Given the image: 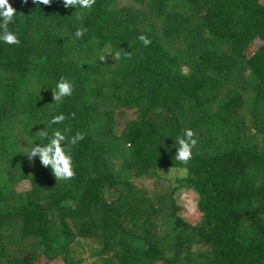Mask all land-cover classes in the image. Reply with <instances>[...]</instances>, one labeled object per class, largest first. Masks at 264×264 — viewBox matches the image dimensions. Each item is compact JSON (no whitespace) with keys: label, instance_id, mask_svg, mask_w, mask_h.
Returning <instances> with one entry per match:
<instances>
[{"label":"trees","instance_id":"16d2710c","mask_svg":"<svg viewBox=\"0 0 264 264\" xmlns=\"http://www.w3.org/2000/svg\"><path fill=\"white\" fill-rule=\"evenodd\" d=\"M9 2L21 43L0 41V264H264V44L247 56L262 0ZM61 76L75 88L56 104ZM46 128L83 133L74 179L26 155ZM186 128L198 144L184 165ZM172 171L184 176L162 190Z\"/></svg>","mask_w":264,"mask_h":264},{"label":"clouds","instance_id":"9594fccd","mask_svg":"<svg viewBox=\"0 0 264 264\" xmlns=\"http://www.w3.org/2000/svg\"><path fill=\"white\" fill-rule=\"evenodd\" d=\"M23 2L27 3L28 0H23ZM34 3L50 6L52 0H34ZM63 3L66 8L74 6L75 8L91 9L96 4V0H63ZM17 13V10L9 0H0V41L9 45H19L21 43L18 32L13 31L9 27L10 24L15 22ZM86 32V28H78L75 36L82 38ZM138 39L142 41L144 46H150L151 44V40L146 35L141 34ZM131 55V53L124 52L125 58H131ZM114 59H121V52L117 51ZM105 60L106 57L101 55L100 61ZM74 88L75 85L70 79L61 76L56 88L52 90L54 103H62L66 97L73 94ZM72 116L74 117L75 113H72ZM66 119L68 117L64 114L55 115L48 121L47 128L61 124ZM47 128L37 132L41 140H46L47 143L40 142L39 145L34 143L26 155L30 161H34L38 156L40 163L44 167L51 168L52 174L57 181H70L76 176V165L72 149L84 138V135L77 131L74 136L69 137L68 133L71 132V129L65 128L63 130L56 129L49 136ZM195 137V131L191 128H186L183 136L176 141L179 147L177 148L175 159L184 165L192 159L193 149L198 144V140Z\"/></svg>","mask_w":264,"mask_h":264},{"label":"rangeland","instance_id":"374dc122","mask_svg":"<svg viewBox=\"0 0 264 264\" xmlns=\"http://www.w3.org/2000/svg\"><path fill=\"white\" fill-rule=\"evenodd\" d=\"M264 4V0H262ZM264 44V32L253 42L250 46V49L247 52V56H252L258 48H260ZM166 176V175H165ZM168 180L161 183L162 190H166L169 188L171 184H175V180L179 177H183L184 174L181 172H170L168 175ZM148 188L154 189V184L151 182H146ZM31 190V186L29 183H24L19 187V193H25ZM157 191V188L154 189ZM178 206L180 208V217H182L187 223L191 224L192 226L196 227L199 225L201 220V214L199 213L198 206H197V198L192 193L188 192H180L177 196ZM199 250H206L205 248L199 249L194 248V251ZM37 264H66L64 259H59L56 262H50L46 257L41 258Z\"/></svg>","mask_w":264,"mask_h":264}]
</instances>
